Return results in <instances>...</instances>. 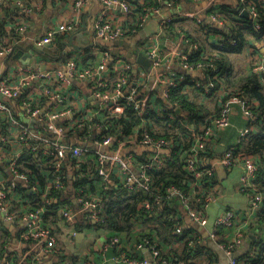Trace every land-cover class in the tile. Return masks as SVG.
<instances>
[{"label":"built area","instance_id":"1","mask_svg":"<svg viewBox=\"0 0 264 264\" xmlns=\"http://www.w3.org/2000/svg\"><path fill=\"white\" fill-rule=\"evenodd\" d=\"M54 1L68 4L73 15L63 23L48 27L42 35L32 39L35 47L51 44L57 37L74 32L80 23L86 0ZM100 1L105 9L96 14L92 23V35L93 39L110 43L137 34L150 17L159 13L155 5L149 4L135 16L134 0ZM218 1L207 0L209 13L205 22L199 14H186L192 17L196 25H203L206 35L215 34L214 29L228 31L230 28V21L217 7ZM234 1L240 16L243 11L248 13L253 31L259 37L258 41L247 45L246 62L251 72L262 75L264 82V29L260 27L261 15L252 1ZM42 5V0H0V17L5 16L7 20L5 31L0 35V58H11L12 54L19 50L17 48L24 47L19 45L27 39L29 16L40 10ZM172 21L173 19H167L163 24L167 26ZM12 34L13 41L8 43ZM175 34L179 35L181 42L187 46L185 51H168L166 55L161 56L154 44H150L146 51L150 67L158 69L150 88L159 92L165 104H160L157 108L148 103L150 96L145 91L143 97H137V90L143 86L131 81L132 63L122 56H112L108 50L101 48L97 49V54L90 51L98 56L94 66L79 67L75 60L77 55H74L59 66L53 65L47 70L34 71L18 63L12 66L11 70L9 67L8 73L0 75V213L5 224L10 222L9 225L20 227L17 236L21 242L32 243L31 249L26 252L17 250V254L11 255L4 262L0 257V264H21L26 253L35 248H39L43 253L58 255L64 244L75 243L79 233L85 235L97 230L96 226L103 222L101 193L114 185L115 178L132 190H149L152 181L147 168L151 166L150 163L158 169L161 168L163 159L159 154L163 153L149 152V162L138 164L128 152L148 151L141 150L143 148L168 153L174 147V141L173 138H156L150 134L145 117L148 110L163 118L167 124L183 126L188 131L193 143L190 144L185 157V169L194 179L193 186L196 190L185 194L175 187H170L166 198L178 197L190 222L205 226L208 221L207 206L216 200L218 193L217 181L209 188L211 193L206 197V203L201 210L191 207L189 198L201 190V179L204 175L214 173L212 168L201 167L202 164L205 165L206 159L202 154L214 147L213 139L217 131L230 125L232 104L240 105L246 125L238 129L235 145L223 149L218 160L220 165L228 170L240 166L241 174L237 188L246 195L248 206L244 211L224 209L215 219L209 232L208 244L228 256L227 264H249L240 258L236 249L244 244L249 231L248 224L262 205V196L254 183L259 160L256 154L236 151V145L254 129L257 116L252 106L256 105V102H250L245 94L228 95L229 91L216 67L206 61L189 62L191 51L196 49V45L184 38L181 28L176 27ZM224 41V34L217 33L214 44L221 46ZM228 42L235 43L234 40ZM78 54H81V51ZM167 56L171 58L167 60ZM38 64L47 66L50 61L44 59L43 62L41 59ZM173 67H178L184 72H199L201 77L193 81L194 85L201 87L203 95L216 101L218 110L213 116L207 117L201 126L186 119L187 114L177 103L168 102L171 90L178 88L180 84L172 73ZM73 80L87 83L89 88L88 96L91 101L83 108L75 106L76 89ZM5 99L17 102L20 110H14L12 105L15 104L9 105ZM128 106L133 107L141 119L138 128L127 136L121 137L111 129L103 127L100 121H96L100 116L104 117V120L110 115L119 116ZM175 110H180V114L175 113ZM25 119L27 121H24ZM23 149H26L27 162L34 164L42 175L41 185L39 179L19 163ZM83 178L92 180L90 185L95 186L98 191L84 193L83 188L72 187L74 180ZM20 189L31 194L33 198L23 195ZM60 190L63 191L60 198H55L51 193ZM66 199L70 200L71 204ZM160 201V195L153 199V202ZM52 202H55L56 206L48 209ZM142 207L150 209L151 202L143 201ZM78 221L90 222L93 226L80 232L76 228ZM219 227H225L223 234L228 237L226 242L217 241ZM181 231L182 226L177 225L174 233ZM1 232H4V226L0 221V234ZM113 244H118V238L113 237L107 241L104 237L101 251H106ZM136 248L144 252L141 259L127 257L121 253L112 258L113 262L171 264L160 256L150 238H144ZM81 257L82 264H97L91 251ZM33 258L31 264H51L40 260L36 254Z\"/></svg>","mask_w":264,"mask_h":264},{"label":"trees","instance_id":"2","mask_svg":"<svg viewBox=\"0 0 264 264\" xmlns=\"http://www.w3.org/2000/svg\"><path fill=\"white\" fill-rule=\"evenodd\" d=\"M254 3L256 9L260 13V27L264 29V1L263 0H250ZM136 6L133 8L134 15L137 16L145 5H155V0H134ZM218 9L225 17L228 18L231 25L228 31L214 29V33H222L225 36V41L221 46L205 48L206 32L203 25H195L193 33L191 31L182 32L184 38L188 39L191 43L196 45V49L191 51L189 62L206 61L212 63L219 74L221 75L222 82L225 84L228 95L231 94H245L248 96L250 102H256L252 106L253 112L256 114V122L254 129L248 136L241 140L236 146V151H243L258 156V169L254 183L258 188V192L262 196V205L253 219L250 220L248 227L251 233L254 234L255 239H248L249 233L246 236L248 241L247 246L240 253V258L249 264H264V82L262 75L258 72L240 73L236 75L233 72L231 65V54L241 53L245 50L250 42L258 41V35L253 31L248 17L240 16L237 8H232L227 4L218 3ZM171 23V22H170ZM168 23L167 26L170 24ZM3 24L0 23V35L3 34ZM175 30H173L174 32ZM13 34L10 36L8 43L13 41ZM60 36L55 40H59ZM229 40H234V44H230ZM207 42V41H206ZM17 49H31L35 54L47 58L48 56L40 54L35 46L20 47ZM108 50L101 48V50ZM90 49H83L81 54L79 51L72 50L60 54L55 61L64 62L67 58L77 55L75 59L79 67L94 66L97 64V57L90 54ZM207 52V53H206ZM180 81L178 88L171 90L168 96V102L177 103L181 110H183L187 117L193 121L197 126H201L207 117L213 116L204 110V105L201 101H196L194 92H185V87L193 85L196 94L202 93L200 86L194 85L192 76L190 75H175ZM182 78V80H180ZM145 89L143 87L137 90V97H143ZM190 93V94H189ZM157 98V97H156ZM160 104H164V100L159 99ZM217 105V104H216ZM218 110V107H215ZM148 122L147 129L152 136L158 138H173L174 147L168 152L159 154L163 159V166L157 168L156 165L150 163L147 172L151 178V185L149 190H132L127 186L120 184L117 178L114 179V185L105 191H102V218L103 222L96 226L97 230L107 231L106 240L110 238H118V244L110 245L103 256L107 254L114 258L121 253L127 257L134 259H141L144 255L142 249H137L136 246L142 242L144 238H150L155 247L159 250L160 256L171 264H198L197 258L199 255L209 256L207 264H214L216 262L215 251L209 246L208 242L201 240L195 229L186 223L184 217V208L180 204L178 197L171 199L166 198L168 188L175 187L183 193L195 191L196 187L193 186L194 179L190 173L185 169V157L187 151L190 149V144L193 143L189 138L188 131L183 126H172L157 116L152 110H148L145 116ZM141 117L138 116L133 110V107L128 106L125 108L123 114L110 115L107 118L100 116L96 121H100L103 127L111 129L114 133L122 136H127L134 132L140 123ZM213 150L210 148L206 154H202L206 158ZM133 156L135 163H148L149 151L141 153L128 152ZM213 154V152H212ZM30 174L39 179L40 183L43 182V177L40 175L39 170L34 164L27 162L26 149H23L22 158L19 161ZM202 168H211V166L201 165ZM22 171V168L19 167ZM92 180L87 178L77 179L72 182L73 188H83L84 193L98 191L93 185H90ZM203 184L201 190L198 191L191 199L189 198V205L195 210H201L206 203V197L211 193L209 188L213 183H216L215 174L204 175L201 179ZM88 185V186H87ZM23 195L33 198L31 194H27L23 189L19 190ZM65 192V191H64ZM55 198H60L63 191H51ZM50 193V194H51ZM161 196L160 202H153L154 197ZM70 204L71 201L66 199ZM151 202V208L145 209L142 207L143 201ZM56 206L55 202L49 205L48 209ZM55 220V216L52 215ZM3 225V224H2ZM177 225L182 226L181 233H174ZM90 222L78 221L76 228L81 232L83 229L92 227ZM224 228L219 227L217 235L218 242H226L220 239L224 235ZM232 232V231H231ZM231 234V233H230ZM2 257L10 254L6 246H2ZM21 251V250H20ZM72 251V250H71ZM69 251V252H71ZM24 252V251H21ZM92 252V251H91ZM214 252V253H213ZM33 253L25 256L27 264L32 263ZM24 258V260H25ZM97 258H101L98 256ZM110 258V259H111ZM95 260V257H94ZM48 262V261H47ZM96 262V261H95ZM97 263V262H96ZM118 263V262H116ZM52 264V263H51ZM53 264H82V257L78 255L67 256L61 252L57 262ZM98 264V263H97Z\"/></svg>","mask_w":264,"mask_h":264},{"label":"crops","instance_id":"3","mask_svg":"<svg viewBox=\"0 0 264 264\" xmlns=\"http://www.w3.org/2000/svg\"><path fill=\"white\" fill-rule=\"evenodd\" d=\"M42 1V8L40 10H37L36 12H33L29 16L30 27L27 32V39L24 40L19 46H34V43L31 41L32 39L42 35L48 27L56 26L60 23H63L64 21L71 18L73 15L68 4H59L54 0ZM140 3H142V0H140ZM218 3L227 4L234 9L237 8L236 1L234 0H219ZM133 6L135 7L136 5L133 4ZM155 7L159 9V13L150 17L148 22L142 27V29L138 31L137 34L128 35L123 39L114 41L110 44V48L107 49L112 56H122L132 63L133 70L131 81L133 83H138L139 85L144 87L145 93L150 96L148 103L152 107L157 108L158 106H160L159 99H161V97L159 95V92L156 91V89L150 88V85L155 75L157 74L158 69H152L150 67L149 59L146 56L148 46L150 44H154V46H157L158 53L161 56L166 55V52L168 51H185L187 49V46L183 42H181V37L175 34V31L173 32V30L178 27L181 28L182 32L184 33L188 30L193 33V29L196 28V24L194 23L192 17H188L186 16V14H199L205 22L206 17L209 13V7L207 6V0H160L155 2ZM104 9L105 6L100 0L85 1L84 8L81 12L82 14L80 17V23L75 29V31L72 32L75 34V38L73 39L72 43L74 44V46L82 47L78 51H83V49H90L89 51L92 50L94 54H97V49L99 48H92V46L94 45L91 44V41L93 39L91 25L95 19L96 14H98L100 11H103ZM167 19H173V21L168 26H165L163 22ZM6 22L7 20L5 16L0 17V23H4L3 31H5L4 26L6 25ZM216 34L217 33L206 35L207 42L205 41V44L207 46H205V48H210L211 50L212 47H218L214 44L215 40H213L212 38V36ZM68 35L69 34L62 35L60 36L59 40H55L53 43H51L53 48H59L60 51L66 49V46L61 44V41L67 40L66 37ZM155 37L157 38L156 40ZM176 43H178V45H176ZM53 48L49 47L48 57L44 58L45 60L50 61V64H48L47 66H59V64L61 63L60 61L53 60V58L51 57L52 54L54 55L55 52ZM246 51L247 47L245 48L244 52ZM139 55L145 58L144 64L137 62V57ZM234 55L235 54L230 55L233 72L236 75L240 73H247L249 71V67L246 62L245 55L243 56L244 60L241 66L242 71H238L239 68L235 66L233 62ZM35 57L37 64L40 63L41 59L44 62L42 56L35 54ZM170 58V56H167V60ZM18 63L21 62L12 57L8 59H5L4 57L0 58V75L8 73L9 67L11 70V67ZM44 66H46V64ZM172 73L174 75H190L192 76V82L194 80H198L199 77H201V74L199 72H184L178 67H173ZM74 87L76 89V92L74 94V98L76 99L75 106H77L78 108H83L85 104H88L91 101L88 96L90 93L89 88L87 87V83L76 82V84H74ZM190 87L193 86H187L188 92H191ZM194 97L197 102H202V104L204 105V110H206L207 113H209L211 109L214 110L211 111L210 114H214L216 112L215 107L217 105L215 100L209 98V96L203 95L202 93H195ZM10 104H15V106L12 105L14 110H20V107L17 102L11 101ZM231 119L234 126L233 129L224 131L226 129L224 128L217 131L216 136L213 139V154L207 156L204 161L205 165L211 166V168L214 170L218 186L216 200L210 203L206 209L208 216L207 224L205 226H199L198 228H196L197 225L192 224L184 213L186 223L188 225H191L195 229L196 233H198L201 240H203L204 242L209 241V232L213 228L215 219L223 212L224 209L231 208L237 211H244L248 206V200L246 195L241 193V191L237 188L239 182L238 178L241 174L240 166H235L228 170L224 166H221L219 160H217L218 158H220V155L223 150L221 152H217L216 148L222 146L225 149L226 147L235 145L238 137V129L246 125V120L243 117L239 104H232L230 120ZM0 221L4 226V232H1L0 234V257L2 259V262H4L11 255L17 254L15 253L17 250L26 252L27 250L31 249L30 246L32 243H26L25 241L21 242L19 240L17 234L19 233L20 227L15 226L14 224L9 225L8 223L10 222H7V224H5L3 222L4 218L1 213ZM96 231L98 232V235H96ZM251 232L252 231L250 230L248 231L250 235L253 233ZM81 234L82 237L76 236L74 244H64L60 248V252L58 253V255L56 253H43L41 250H39V248H35L31 252L26 253V255L33 253L34 255L36 254L40 260L48 261L53 264L58 261L60 253L64 252L62 248H67L68 251L72 250L70 252V255L78 256H83L86 252L92 251L94 253L95 261L98 264H125L123 262H113L111 256L107 255L108 252L103 256V251H101V247L104 237L107 236V231L94 230L91 233L85 235L83 233ZM91 234H95V236H91ZM227 238L228 237L226 235L220 236V239L224 241H227ZM247 238L254 240L255 236H249ZM247 243L248 241L245 240L244 244L238 249H236V253H242L245 247L247 246ZM1 244L3 247H7L8 251L10 252L9 255L6 254L2 257L3 249L1 247ZM213 249L215 251L214 255H216V261L218 262V264H227L228 256H226L224 252L219 250L217 247H213ZM98 256H101V258H97ZM33 259L34 258L32 257V260ZM197 260L198 264H207L209 256L205 254L199 255ZM23 261L24 262H22L21 264H27V262H25L26 258L25 260L23 259Z\"/></svg>","mask_w":264,"mask_h":264},{"label":"water","instance_id":"4","mask_svg":"<svg viewBox=\"0 0 264 264\" xmlns=\"http://www.w3.org/2000/svg\"><path fill=\"white\" fill-rule=\"evenodd\" d=\"M241 15L243 17H248V13L246 11H243L241 13ZM75 38V34H69L66 39L67 40H62L61 44L66 46V49H64L62 51V53H66L68 51L71 50H79L82 47L81 46H74V44L72 43L73 39ZM91 44H93L94 46L92 47H97V48H110V42L107 41H102V40H97V39H92ZM37 47L36 50L40 53V54H44L46 56H48V49L53 48V46L51 44H45V45H36ZM55 50L54 55L52 54V58L55 59L58 57V55L60 54V49L59 48H53ZM12 58L20 61L24 66L29 67L30 69L34 70V71H43V70H47L52 68L53 66H44V65H38L37 61H36V57H35V53L32 50H16L12 56ZM137 62L144 64L145 63V58L142 57L141 55H139L137 57ZM76 80H73V83L76 84ZM6 103H8L10 105V100L9 99H5L4 100ZM175 113L180 114V110H175ZM24 121H27L26 119ZM224 148L222 146H219L218 148H216L217 152H221ZM141 150H148L151 153H164L165 151L162 150H154V149H141ZM218 160V159H217ZM199 226L197 225L196 228H198ZM79 237H82V234L79 233L78 234ZM250 237H253L254 235H250Z\"/></svg>","mask_w":264,"mask_h":264},{"label":"rangeland","instance_id":"5","mask_svg":"<svg viewBox=\"0 0 264 264\" xmlns=\"http://www.w3.org/2000/svg\"><path fill=\"white\" fill-rule=\"evenodd\" d=\"M142 29V28H141ZM91 30H92V25H91ZM212 38H213V40H215L216 38H217V34L216 35H214V36H212ZM245 55V59H246V52H241V53H236L235 55H234V57H233V62H234V64H235V66L237 67V68H239L238 69V71H242L241 70V66H242V64H243V60H244V58H243V56ZM196 87V86H195ZM191 91L192 92H194V94H195V92H198V90H195L194 88H192L191 87ZM214 109H211V111H213ZM210 111V112H211ZM230 125L228 126V127H226V129L224 130V131H226V130H232L233 129V122H232V119L230 120ZM96 235H98V233H96ZM91 236H95V234H91ZM63 249V253H65V255H70L71 253L68 251V249L66 248H62ZM71 251V250H70ZM24 262V261H23Z\"/></svg>","mask_w":264,"mask_h":264}]
</instances>
